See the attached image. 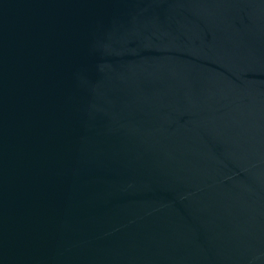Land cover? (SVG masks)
Here are the masks:
<instances>
[{
    "label": "water",
    "instance_id": "obj_1",
    "mask_svg": "<svg viewBox=\"0 0 264 264\" xmlns=\"http://www.w3.org/2000/svg\"><path fill=\"white\" fill-rule=\"evenodd\" d=\"M0 264H264V0H0Z\"/></svg>",
    "mask_w": 264,
    "mask_h": 264
}]
</instances>
